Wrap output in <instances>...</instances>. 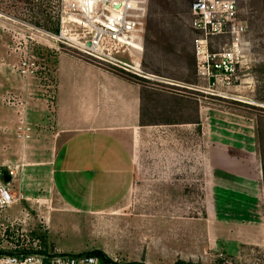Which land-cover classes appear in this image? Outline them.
<instances>
[{
    "label": "rangeland",
    "instance_id": "1",
    "mask_svg": "<svg viewBox=\"0 0 264 264\" xmlns=\"http://www.w3.org/2000/svg\"><path fill=\"white\" fill-rule=\"evenodd\" d=\"M192 1L149 0L142 52L131 50L134 56H130L111 47V42L105 46L122 61L138 59L145 75L143 84L157 89L159 95L166 97L165 92L176 90L204 92L199 94L207 118L215 113L222 123L218 125L220 140L211 138L213 125H207L205 140H199L204 168L191 167L189 185L182 192L175 188L171 203L143 193L138 208L55 212L49 225L33 204L20 199L8 207L16 214L14 221L4 219L6 209L0 210V259L15 251L18 255L46 251L49 259L56 254L100 252L120 264H174L179 259L201 264H264V182L258 132L259 125H264V0H237V23L244 31L238 35L234 72L228 75L222 68L210 78L202 76L196 59ZM72 3L0 0V113L7 120L3 126L16 129V139L9 138V144L22 145L25 140L19 128L45 118L47 110L37 107L55 98L56 75L84 73L69 55L124 72L80 50L95 31L81 24L83 19L77 22ZM60 33L64 38L51 37ZM235 37L227 33L211 38L209 50L222 59V54L232 50ZM24 61L36 63L34 74L22 73ZM3 128L8 134L15 131ZM2 141L0 166L9 163L4 159L11 151ZM192 144L191 140L194 156ZM213 156L216 166L222 167L217 177L211 175ZM43 209L50 211L45 205Z\"/></svg>",
    "mask_w": 264,
    "mask_h": 264
},
{
    "label": "crops",
    "instance_id": "2",
    "mask_svg": "<svg viewBox=\"0 0 264 264\" xmlns=\"http://www.w3.org/2000/svg\"><path fill=\"white\" fill-rule=\"evenodd\" d=\"M69 56L84 73L56 75L55 98L37 107L47 110L45 118L25 124L32 129L29 140L9 144L15 125L3 126L7 120L0 113V139L11 150L4 159L9 163L0 166L12 176L8 188L33 204L48 225L55 212L138 208L143 193L171 203L175 188L182 192L189 185L191 167L205 166L198 146L207 125H213L214 142L221 137L217 115L207 118L204 92L176 90L165 97L142 77ZM9 126L12 134L3 130ZM210 164L211 175L220 176L215 156ZM9 208L4 219L14 221Z\"/></svg>",
    "mask_w": 264,
    "mask_h": 264
},
{
    "label": "built area",
    "instance_id": "3",
    "mask_svg": "<svg viewBox=\"0 0 264 264\" xmlns=\"http://www.w3.org/2000/svg\"><path fill=\"white\" fill-rule=\"evenodd\" d=\"M149 0H74L71 5L73 15L77 22H81L91 30L95 31L93 39L80 49L87 55L94 57L104 65H110L124 72L139 77H145L141 70L140 61L133 59L132 62L122 61L115 58L106 48V43L111 42L114 48L129 52H142L143 34L146 28ZM193 17L192 28L197 33L194 40L197 63L200 66L202 76L209 78L215 71L224 68L228 75L234 72L233 65L236 62V52L239 48V34L244 31L242 24L237 23L238 4L237 0H193L191 4ZM232 33L236 35L232 50L220 54L209 50L211 38ZM58 39L62 34H51ZM109 46V45H107ZM36 63L24 61L22 73L24 75L35 73ZM20 137L27 140L31 137V127L24 125L20 127ZM23 199L15 196L8 185L0 179V210L13 205ZM0 264H44L43 260L35 254H20L4 256ZM46 264H101L94 256H55L50 258Z\"/></svg>",
    "mask_w": 264,
    "mask_h": 264
},
{
    "label": "trees",
    "instance_id": "4",
    "mask_svg": "<svg viewBox=\"0 0 264 264\" xmlns=\"http://www.w3.org/2000/svg\"><path fill=\"white\" fill-rule=\"evenodd\" d=\"M58 26L54 29L55 32H58ZM144 122V121H143ZM259 141H260V152H261V161H262V173H263V182H264V125L262 123V125H259ZM20 252L15 251L12 252L11 255H18ZM35 254V255H39L41 257L44 258V260H49V256L46 253V251H36V252H31V253H23V254ZM65 256L64 254H56V255H50V258L55 257V256ZM83 255H87V256H94L96 258H98L100 260L101 264H120L118 262H113L112 260L108 259V257L106 255H104L103 253H91V254H83ZM68 256H73V255H68ZM82 256V255H80ZM133 264H137V263H133ZM143 264V263H141ZM174 264H201V263H194V262H189V261H185L182 259L177 260Z\"/></svg>",
    "mask_w": 264,
    "mask_h": 264
},
{
    "label": "water",
    "instance_id": "5",
    "mask_svg": "<svg viewBox=\"0 0 264 264\" xmlns=\"http://www.w3.org/2000/svg\"><path fill=\"white\" fill-rule=\"evenodd\" d=\"M0 179L5 183L9 184L12 180V176L7 167H0Z\"/></svg>",
    "mask_w": 264,
    "mask_h": 264
},
{
    "label": "bare ground",
    "instance_id": "6",
    "mask_svg": "<svg viewBox=\"0 0 264 264\" xmlns=\"http://www.w3.org/2000/svg\"><path fill=\"white\" fill-rule=\"evenodd\" d=\"M87 2H89V0H86Z\"/></svg>",
    "mask_w": 264,
    "mask_h": 264
}]
</instances>
